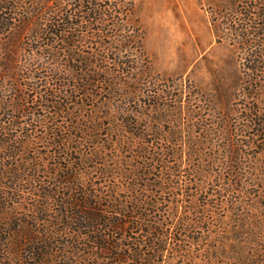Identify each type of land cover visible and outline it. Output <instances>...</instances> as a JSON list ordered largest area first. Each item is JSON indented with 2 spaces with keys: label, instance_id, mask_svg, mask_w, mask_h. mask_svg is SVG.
I'll use <instances>...</instances> for the list:
<instances>
[{
  "label": "rangeland",
  "instance_id": "1",
  "mask_svg": "<svg viewBox=\"0 0 264 264\" xmlns=\"http://www.w3.org/2000/svg\"><path fill=\"white\" fill-rule=\"evenodd\" d=\"M66 2L71 5L75 0ZM60 5V0H50L47 7ZM218 10L216 0H135L122 27L117 20V27L108 32L107 27L104 34L80 26L73 29V38L68 34L69 49L77 60L71 59L69 51L55 60L30 53L31 41L20 33L3 37L0 124L16 121L19 136L33 133L26 138L30 145L24 157L50 151L55 140L47 131L60 126L69 139L77 137L79 147L73 157L87 177L104 165L96 147L114 136L113 120L126 121L129 115L134 124L126 125L136 133L137 167L152 164L153 177L166 169L162 177L166 185L149 186L158 197L177 194L181 201L186 193L187 201L203 215L206 198L194 179L209 175L213 181L206 188L212 191L225 182L230 198L239 199L238 204L229 200L228 206L212 208L217 222L211 235L218 253L209 264H264V117L254 126L249 114L251 107L264 108V96L251 93L260 82L252 78L247 69L252 62L242 57L241 45L225 29L226 14ZM121 28L125 39L120 37L118 47L116 43L110 47V36ZM99 44H110V61L83 65L80 59L92 56ZM120 49L121 61L116 63L112 60ZM87 68L105 69V75H114L118 84L97 81L94 87L99 88L94 91L99 96L87 98L78 80ZM52 91L61 95L56 99L66 102L57 113L58 107L48 100ZM103 99L109 105L102 104ZM129 149L120 152L125 160ZM173 152L182 160V168L176 171L178 159ZM139 172L142 168H137ZM167 177L180 180L169 184ZM195 230L190 233L196 234Z\"/></svg>",
  "mask_w": 264,
  "mask_h": 264
},
{
  "label": "trees",
  "instance_id": "2",
  "mask_svg": "<svg viewBox=\"0 0 264 264\" xmlns=\"http://www.w3.org/2000/svg\"><path fill=\"white\" fill-rule=\"evenodd\" d=\"M49 1L0 0V39L20 33L31 41L30 53L55 60L69 51L72 59L75 52L69 49L67 40L75 36L74 28H96L104 34L107 27V32L116 28L118 21L122 27L135 4V0H75L70 5L60 0L63 5L47 7ZM216 3L218 13L226 14L225 29L233 32L241 45L242 57L252 62L247 66L252 78L260 82L251 93L264 96V0ZM124 30L110 36L111 46L99 44L92 56L80 59L82 64L109 62L110 47L114 43L118 47L120 37L125 39ZM122 53V49L118 50L112 61H121ZM90 70L87 68L78 79L84 84L83 94L87 98L99 96L97 89L94 91L99 88L94 87L97 81L118 84L114 75H105V69ZM48 96L58 107L56 113L66 107V102L56 99L61 97L58 92L52 91ZM104 103L109 105L105 99ZM263 109L251 107L249 114L254 126L261 123ZM126 116V121L123 117L113 120L114 136L103 147H96L97 153L103 155L104 165L93 169L87 177L78 170L73 157L79 147L77 137L69 139L60 126L51 133L47 131L55 140L50 151L24 157L30 145L26 138L33 133L23 132L19 136L14 130L16 121L0 124V264H209L217 255L218 247L211 235L217 217L212 208L228 206L229 200L232 205L238 204L239 199L230 198L225 182L217 183L212 191L206 188L213 181L209 175L194 179L206 198L203 207L207 212L203 215L187 201L186 193L181 195V201L177 194L167 198L162 193L158 197L149 186L162 187L166 169L153 177L156 173L152 172V164L137 167L136 133L129 127L134 123ZM125 148H130L126 160L120 154ZM173 155L178 159L173 166L176 171L182 168V160L178 152ZM137 168H142V173H137ZM170 176L174 177L172 173ZM167 180L171 184L176 179ZM210 199L215 203L211 204ZM195 229L198 230L192 235L190 231Z\"/></svg>",
  "mask_w": 264,
  "mask_h": 264
}]
</instances>
